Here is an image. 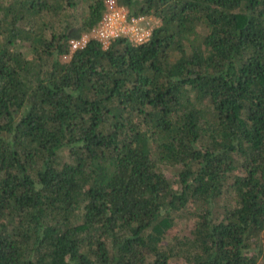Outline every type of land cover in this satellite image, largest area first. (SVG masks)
Here are the masks:
<instances>
[{
  "label": "trees",
  "instance_id": "trees-1",
  "mask_svg": "<svg viewBox=\"0 0 264 264\" xmlns=\"http://www.w3.org/2000/svg\"><path fill=\"white\" fill-rule=\"evenodd\" d=\"M103 1L0 0V264H264V0Z\"/></svg>",
  "mask_w": 264,
  "mask_h": 264
},
{
  "label": "built area",
  "instance_id": "built-area-1",
  "mask_svg": "<svg viewBox=\"0 0 264 264\" xmlns=\"http://www.w3.org/2000/svg\"><path fill=\"white\" fill-rule=\"evenodd\" d=\"M104 12L97 26L77 38L68 40V51L60 57L68 62L77 50L83 49L91 41L100 43L106 49L114 40L123 37L132 44L148 41L160 22L154 16L132 15L117 0H104Z\"/></svg>",
  "mask_w": 264,
  "mask_h": 264
},
{
  "label": "rangeland",
  "instance_id": "rangeland-1",
  "mask_svg": "<svg viewBox=\"0 0 264 264\" xmlns=\"http://www.w3.org/2000/svg\"><path fill=\"white\" fill-rule=\"evenodd\" d=\"M190 223V222H189ZM185 225H183L182 227L184 228Z\"/></svg>",
  "mask_w": 264,
  "mask_h": 264
}]
</instances>
